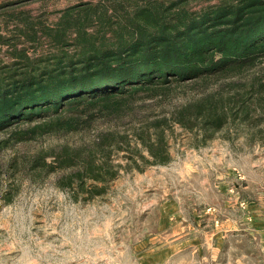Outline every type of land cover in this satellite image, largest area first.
<instances>
[{
    "label": "trees",
    "instance_id": "16d2710c",
    "mask_svg": "<svg viewBox=\"0 0 264 264\" xmlns=\"http://www.w3.org/2000/svg\"><path fill=\"white\" fill-rule=\"evenodd\" d=\"M189 1L97 0L73 5L60 12L54 26L42 27L60 53L31 57L14 45L11 61L0 65V133L7 134L0 148L50 134L93 131L100 120L143 125L133 137L98 133L95 147L85 151L62 146L20 154L2 166L3 172L49 175L69 169L62 182L73 190L74 184L81 187L88 179L106 183L125 167L143 171V166L170 162L168 120L195 130L204 142L232 123L248 129L264 123V74L251 78L247 91L226 98L205 94L169 119L139 115L140 102L168 97L189 84L205 93L211 84L243 76L264 62V0H201L208 5L195 10ZM16 20L25 21L35 40L36 22L33 26L21 16ZM11 39L0 35L1 44L12 46ZM258 134L264 142V131L258 128ZM111 152L126 153V165L113 164Z\"/></svg>",
    "mask_w": 264,
    "mask_h": 264
},
{
    "label": "rangeland",
    "instance_id": "374dc122",
    "mask_svg": "<svg viewBox=\"0 0 264 264\" xmlns=\"http://www.w3.org/2000/svg\"><path fill=\"white\" fill-rule=\"evenodd\" d=\"M209 1L190 0L189 5L195 10ZM90 2L97 0H0V31L12 34V46L0 47V65L11 61L15 46L31 57L60 53V47L43 35L42 27L54 26L65 8ZM12 16L14 20L7 23ZM19 16L33 26L36 22L35 40L25 21L16 20ZM16 33L20 36L13 37ZM262 74L264 62L243 76L211 84L205 93L194 88L197 85L182 86L168 97L138 103L139 115L169 119L205 94L226 98L247 91L250 79ZM115 123L100 120L93 131L50 134L0 148V264H264L255 233L252 236L243 226L225 235L222 227V220L233 216L249 221L251 199L264 201V142L258 134V128L264 131V123L251 129L232 123L204 142L195 130L168 120L170 162L143 166V171L129 164L106 183L88 179L81 187L74 184L73 190L62 182L69 169L49 175H14L2 170L20 154L62 146L85 151L95 147L98 133L133 137V131L143 125ZM6 136L0 133V141ZM125 154L111 152L113 164L126 165ZM196 237L200 243H188Z\"/></svg>",
    "mask_w": 264,
    "mask_h": 264
},
{
    "label": "crops",
    "instance_id": "0c3cea01",
    "mask_svg": "<svg viewBox=\"0 0 264 264\" xmlns=\"http://www.w3.org/2000/svg\"><path fill=\"white\" fill-rule=\"evenodd\" d=\"M14 20V18H13ZM12 21V19H10L9 17H7L6 22L10 23ZM11 27L9 26V32H11ZM14 32V31H13ZM1 36H3L4 38H12V34H4L2 31H0ZM14 37V36H13ZM11 43V42H10ZM3 48H8L10 47L9 44H1L0 43V47ZM250 212H251V216L249 221L246 222H241L236 220V217L233 216V218H227L222 220V227L223 230L225 231V235H227L229 232H234V231H238L241 230V228L243 226L248 227L252 232L251 235L254 236V233L259 241V246L261 247V251L263 253V257H264V201L263 198H254L251 199L250 201ZM238 217V216H237ZM190 230V228H189ZM191 230H194L193 228ZM192 232V231H191ZM197 239L199 238H193L191 240H187L188 243H200ZM200 240V239H199Z\"/></svg>",
    "mask_w": 264,
    "mask_h": 264
}]
</instances>
